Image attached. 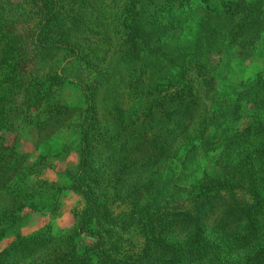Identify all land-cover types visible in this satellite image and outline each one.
I'll return each mask as SVG.
<instances>
[{"label":"trees","instance_id":"1","mask_svg":"<svg viewBox=\"0 0 264 264\" xmlns=\"http://www.w3.org/2000/svg\"><path fill=\"white\" fill-rule=\"evenodd\" d=\"M6 9V130L36 148L64 137L80 155L67 167L85 201L79 240L58 255L61 236L47 237L34 264H264V0H22L19 20ZM4 138L0 178L45 188L28 151L8 170Z\"/></svg>","mask_w":264,"mask_h":264},{"label":"rangeland","instance_id":"2","mask_svg":"<svg viewBox=\"0 0 264 264\" xmlns=\"http://www.w3.org/2000/svg\"><path fill=\"white\" fill-rule=\"evenodd\" d=\"M21 4L22 0H0V6L6 7L11 15H15L13 20L20 19L18 6ZM22 28L24 29L25 26ZM260 66H240L238 73L240 76H253ZM63 94L71 103L78 102L81 98L79 88L75 84H69ZM81 102L83 103V100L80 101V104H82ZM9 121L8 116L5 117L1 113L0 138L5 136L4 140L7 138L11 144L7 160L8 170L13 168L12 155L22 149L30 152L27 162L34 166L31 177L42 174L49 183L45 188L37 189L26 195L24 194L26 187L30 185L27 174L20 173L11 182L9 179L0 178V264H34L40 259V255H36V253L43 248L42 243L47 241V237L61 236L59 238L61 249L58 255L65 253L69 255L71 246L79 240V238H76L75 241L72 240L71 224L75 215L85 207L84 196L78 189L72 187L70 172L67 173V167L70 164H77L80 159L79 146L74 144L69 150L64 149L62 146L64 137H58L57 140H52L37 148L32 143L21 146L25 135L21 132L15 138L16 128L11 133L6 130L10 128ZM50 123L51 120H47L43 124L42 130L46 129ZM25 125L26 122L22 124V126ZM16 140L18 141L17 145L14 144ZM43 163L47 164L46 168H43L44 171H40L38 166ZM23 176L26 177L25 181L21 179ZM94 185L95 181L92 180L88 184V188L92 190ZM14 195L18 198L25 196L26 199L33 198V195H37V197H34L31 203L19 210L6 212L3 203L5 200L13 198ZM81 238L85 241L91 240L90 238ZM128 247L129 245L126 246V248Z\"/></svg>","mask_w":264,"mask_h":264}]
</instances>
